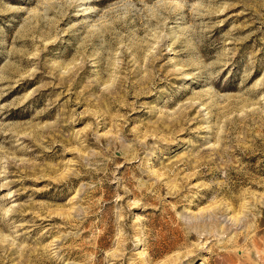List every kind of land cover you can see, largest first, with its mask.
I'll list each match as a JSON object with an SVG mask.
<instances>
[{
    "label": "rangeland",
    "instance_id": "374dc122",
    "mask_svg": "<svg viewBox=\"0 0 264 264\" xmlns=\"http://www.w3.org/2000/svg\"><path fill=\"white\" fill-rule=\"evenodd\" d=\"M0 264H264V0H0Z\"/></svg>",
    "mask_w": 264,
    "mask_h": 264
}]
</instances>
